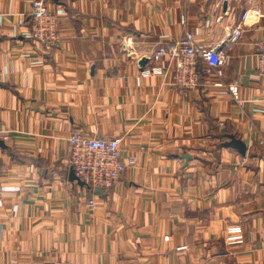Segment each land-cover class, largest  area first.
<instances>
[{
  "label": "crops",
  "instance_id": "crops-1",
  "mask_svg": "<svg viewBox=\"0 0 264 264\" xmlns=\"http://www.w3.org/2000/svg\"><path fill=\"white\" fill-rule=\"evenodd\" d=\"M32 1L0 0V264H264V0H45L51 52L29 35ZM187 30L227 47L239 100L215 75L189 92L172 69L142 75ZM75 131L120 138L137 164L110 189L79 182Z\"/></svg>",
  "mask_w": 264,
  "mask_h": 264
},
{
  "label": "built area",
  "instance_id": "built-area-1",
  "mask_svg": "<svg viewBox=\"0 0 264 264\" xmlns=\"http://www.w3.org/2000/svg\"><path fill=\"white\" fill-rule=\"evenodd\" d=\"M185 22V20H184ZM61 20L45 0H33L30 13L29 35L36 40L45 52L53 51L61 38ZM240 27L234 28L228 40V45H233L241 36ZM203 46L193 31L187 30L180 39L173 42L159 43L151 58L158 62L167 58V66L153 65L142 69L143 76L164 74L172 69L174 85L179 89L189 92L197 88L201 82V74L215 75L217 78L210 80L209 85L223 88L239 100L240 90L238 81L226 83L223 81V66L228 59L227 47ZM257 52V74L264 80V32L255 42ZM207 65L201 67V62ZM202 68V69H201ZM69 164L76 177L80 178L91 188L110 189L117 186L129 166L137 164V157L122 158L120 138H98L82 131H75L68 135ZM89 205L95 204V199H90ZM229 244L242 242L243 235L238 229H231L226 236ZM185 246L180 247V249Z\"/></svg>",
  "mask_w": 264,
  "mask_h": 264
},
{
  "label": "water",
  "instance_id": "water-1",
  "mask_svg": "<svg viewBox=\"0 0 264 264\" xmlns=\"http://www.w3.org/2000/svg\"><path fill=\"white\" fill-rule=\"evenodd\" d=\"M218 49H220V47H219ZM146 62H147V59H143V60H142V65H144ZM73 174H74L75 178H76L79 182L83 183V181H82L80 178L76 177L74 170H73Z\"/></svg>",
  "mask_w": 264,
  "mask_h": 264
},
{
  "label": "trees",
  "instance_id": "trees-1",
  "mask_svg": "<svg viewBox=\"0 0 264 264\" xmlns=\"http://www.w3.org/2000/svg\"><path fill=\"white\" fill-rule=\"evenodd\" d=\"M202 67V66H201ZM202 69V68H201Z\"/></svg>",
  "mask_w": 264,
  "mask_h": 264
}]
</instances>
